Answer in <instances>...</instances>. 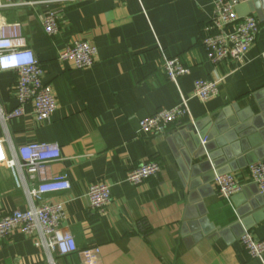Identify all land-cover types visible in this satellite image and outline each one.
<instances>
[{"label": "crops", "instance_id": "1", "mask_svg": "<svg viewBox=\"0 0 264 264\" xmlns=\"http://www.w3.org/2000/svg\"><path fill=\"white\" fill-rule=\"evenodd\" d=\"M15 4L1 11L6 22H19L29 47L44 68V80L58 101L49 120H37L32 103L24 114L2 121L0 140L10 157L29 143H57L60 160L43 176L66 174L70 189L44 194L63 202V232L79 249L99 246L101 264H264L250 257L239 241L243 228L264 239V196L258 194L249 166L264 158V0H241L240 17L261 22L256 41L242 60L214 63L203 39L212 33L216 0H2ZM57 11L60 31L49 36L45 14ZM233 27L224 28L225 32ZM98 48L93 66L77 69L58 54L74 40ZM162 51L178 57L189 73L174 84L161 67ZM16 74L0 71V108L19 103ZM221 80L208 101L194 96L196 80ZM188 98L191 118L200 132L217 137L209 150L189 116L156 135L139 133V121ZM201 164L193 176L185 155ZM235 174L242 184L232 204L219 193L215 168ZM156 161L160 172L141 184L126 173ZM207 175L206 181L202 179ZM110 186L103 212L90 209L87 192L94 182ZM38 182L36 175L27 186ZM30 204L11 168L0 164V215ZM57 264H81L79 254ZM0 264H49L35 237L15 229L0 240Z\"/></svg>", "mask_w": 264, "mask_h": 264}, {"label": "built area", "instance_id": "2", "mask_svg": "<svg viewBox=\"0 0 264 264\" xmlns=\"http://www.w3.org/2000/svg\"><path fill=\"white\" fill-rule=\"evenodd\" d=\"M60 1V0H57ZM64 1V0H62ZM241 0H216L211 19L212 33L203 39L209 58L214 63L225 59L242 60L254 45L261 22L254 15L240 17L237 7ZM15 4L0 0V71H12L16 74L13 90L18 107L11 112L0 108V118L7 121L24 114V106L32 103L34 114L39 121L49 120L58 107L52 87L44 80V68L31 50L28 40L19 22H6L1 11ZM233 27L225 32L224 28ZM43 28L47 35L55 36L60 31V18L57 11H51L43 17ZM98 48L87 40H74L58 54L60 61L72 62L77 69L94 65ZM264 60V52L262 53ZM161 67L166 77L174 84L189 73V69L178 57H171L162 51ZM221 80L199 79L194 83V96L208 101L219 93ZM189 116L188 98L182 96L181 103L174 108H161L154 114L139 121V133L156 135L182 117ZM206 139L202 140V144ZM61 149L57 143H29L18 147L9 157L0 140V164H6L15 176L17 186L23 187L30 201L26 209H17L0 215V240L10 236L15 229L28 236L35 237V245L46 250L48 263L57 264L54 254L62 258L79 254L81 264H101L99 246L79 249L75 237L63 232L62 220L65 217L63 202L45 201L44 194L64 192L71 185L66 174L55 177L43 176L48 166L60 160ZM161 165L156 161L143 163L126 173V181L138 185L150 177L156 176ZM250 176L257 185L259 194L264 196V158L249 166ZM38 176V182L27 186L28 180ZM214 183L220 195L232 204L233 196L242 191L243 186L233 173L216 175ZM87 199L91 210L103 212L111 201L110 186L105 182H94L89 186ZM246 253L253 258L264 255V239L256 240L247 228L239 237Z\"/></svg>", "mask_w": 264, "mask_h": 264}, {"label": "water", "instance_id": "3", "mask_svg": "<svg viewBox=\"0 0 264 264\" xmlns=\"http://www.w3.org/2000/svg\"><path fill=\"white\" fill-rule=\"evenodd\" d=\"M263 114H264V113H263ZM195 127L197 128L196 130H199L197 123H195ZM198 132L200 133V144H202V140H203V139H206V143L204 144V146H205V148H207V150H209L211 144L213 143V141H214L215 139L217 140L218 136H217V137H213V135H211L210 133L207 134L206 132H200V130H199ZM216 140H215V141H216ZM185 158H186L187 165H188V166L191 168V170H192V175H193V176L201 175V174L204 173L205 170H203L201 164L193 163V158H192L191 155L186 154V155H185ZM262 159H263V158H262ZM257 161H258L257 159H255V160H251V161H250V165H251V164H254V163L257 162ZM210 162H211V166L215 168V170H213V171H214V174H213V175H214V176H213V180L215 179V176H216V175H221V174L229 173V172H222L221 170H217V168L215 167V165H214L213 161L211 160V158H210ZM206 177H207V175H203V176H202V179H203L204 181H206ZM257 192H258V194H259V190H257ZM261 196H262V195H261Z\"/></svg>", "mask_w": 264, "mask_h": 264}]
</instances>
